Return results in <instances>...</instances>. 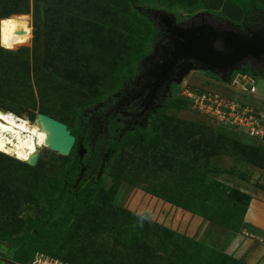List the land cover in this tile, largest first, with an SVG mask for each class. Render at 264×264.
I'll return each instance as SVG.
<instances>
[{"label":"rangeland","instance_id":"374dc122","mask_svg":"<svg viewBox=\"0 0 264 264\" xmlns=\"http://www.w3.org/2000/svg\"><path fill=\"white\" fill-rule=\"evenodd\" d=\"M182 1L165 0L169 10L167 13L172 16L201 13L207 23L216 27L219 25L213 23L208 14L223 20L226 18L224 15L231 19L241 17L237 7L229 0H189L193 3L191 7ZM208 2H215L218 7L214 11L203 7ZM155 11L165 12L163 9ZM60 17L49 11L39 22L36 31L32 26L31 13L0 19V46L10 51L22 48L8 57L6 66L17 69L26 61L28 70L27 75L16 78L11 89H0V109L32 122L40 113L41 106V99L34 86L35 80L55 68L54 61L59 60V52H69L76 46L84 50L83 56L86 58L91 59L95 53L97 56H94L100 61V72L97 74L100 77L109 40L106 37L107 31L117 29L119 41L125 47H133L138 39L137 18L125 14L121 18L109 17L110 20H105V15L94 8L93 15L86 20V28L76 37L71 36L75 39L69 37L65 44L64 31L69 29V16ZM18 19L30 21L31 36L21 41L8 42L3 38V31L8 23ZM108 22H112L113 27ZM72 43L75 44L73 47ZM44 66L45 71L43 69L38 73ZM95 67L96 64L91 69ZM81 70L82 75L69 88L68 94L75 93L83 101L103 95L106 92L105 82L100 80L96 83L87 70ZM254 77L251 81L236 75L229 84L205 72L193 71L188 74L178 88L182 92L192 89L212 96L215 94L219 98L218 105L228 106L226 117H223L224 113L216 114L209 109L200 111L188 98L177 96L179 109L167 110L158 121L161 142H146L140 133H133L134 137L124 142L117 165L110 168V173L103 179L102 186L107 192L108 202L105 213L99 212L98 219L105 226H109L110 219H113L115 225L120 226V232L124 233L129 242H133L132 247L139 243L135 241L136 234L144 237L145 243L154 252H151L152 256H160L155 262L157 264H235L231 261L233 257L218 248V228L230 234L259 235L254 227L245 223L251 204L253 213H256L251 218L264 224V140L250 136L246 128L239 126L230 117L236 116L229 109V106L237 105L241 108L239 111L246 108L252 110L258 115L257 118L264 115V80L261 76ZM0 82H3L0 88L5 85L8 88L11 84L1 74ZM252 82L256 87L253 93ZM29 86L30 91H33L31 97L34 106L27 103L28 99L17 98L25 90L28 93ZM26 98L29 97L26 95ZM63 105L64 102H58L55 106L58 112L61 111L55 119L68 125L72 121ZM69 130L75 132L74 129ZM167 141L168 145L163 144ZM67 163L64 156L48 148L38 151L35 166L40 171V179L37 186L33 184L30 188L35 201L42 202L46 194L55 192V183L67 169ZM243 196H247L250 201L247 202ZM38 215L34 204L27 203L21 209L19 219L27 221ZM241 218V225H237ZM237 226L240 227L233 231ZM108 235L85 233L83 236L86 241L81 248H85L86 252H100L104 257L110 256L112 250V255L118 257L132 255L131 248L122 247L121 243H115L116 240ZM77 238L69 240L65 245L62 255L69 262L61 260L63 263L81 264ZM9 249L7 242L0 241V264H8L4 260L12 261ZM240 264L247 263L240 261Z\"/></svg>","mask_w":264,"mask_h":264},{"label":"trees","instance_id":"16d2710c","mask_svg":"<svg viewBox=\"0 0 264 264\" xmlns=\"http://www.w3.org/2000/svg\"><path fill=\"white\" fill-rule=\"evenodd\" d=\"M229 1L237 7L241 16L239 19H231L224 15L226 17L224 19L230 22L240 21L247 13L256 14L264 11V0ZM182 2H186L188 7H191L193 4L189 0H183ZM203 7L214 11L218 7V4L208 2L203 4ZM56 8H58L57 11H55ZM94 8L97 12L105 15V20H110L109 17L121 18L125 14L137 18V24L139 26L138 39L135 40L133 47H125L119 41L120 36L118 30L109 29L106 34V37H109L108 43L106 44L107 52L105 61L103 60L102 63L104 65H102L103 68L100 77L97 75L100 72L98 69L100 61L94 56L96 54L93 53L91 59L86 58L83 56L84 50H80L74 46L69 52H59V60L54 61L55 68H52L53 70L46 76L38 77L35 80L34 86L41 99L40 113L58 118L56 116L61 111L58 112L59 110L55 106H57L58 102H64L63 108L68 110L72 121L70 124L67 123L68 129H76L78 121L82 119V111L84 108L92 107L104 100L106 96L119 90L122 82L134 74L138 61L151 51L154 37L158 33L157 27L151 20V17L146 13L149 11L147 9L154 11L163 9L165 12H169L168 5L165 3V0H0V19L11 15L31 13L33 18L32 26L35 31L41 19L49 11L54 15L58 14L59 17L62 15L69 16V23H67L69 29L64 31L66 33L64 37L65 44L68 43L67 39L69 37L72 35L76 37L79 32L86 28V20L93 15ZM138 8H141V10L139 11ZM109 25L113 27L112 22ZM75 48L77 53L74 52ZM21 49L10 51L0 46V74L4 78L9 79L11 83L8 88L5 85L0 89H11L15 84L16 78L28 74L26 61L21 63L17 69L14 66L7 67L5 64L9 59L8 57L21 51ZM51 57L52 55L49 58ZM93 64L97 65V68H94L95 70L91 69L94 66ZM47 66L49 67V65ZM43 69L45 71V66L41 67L38 73ZM81 69H83V72L87 70L96 83L100 80L105 82L106 92L103 95H98L83 101L75 93L68 94L69 88L82 75ZM238 73L246 75L251 81L255 78L250 70L241 68L232 74L231 80L228 82L229 84L233 82ZM58 77L62 80H59ZM0 84H3V82H0ZM180 90L177 87V96H181ZM56 93L60 95L58 96ZM26 95L29 98H26ZM31 96H33V91H30L29 86V92L27 93L25 90L17 98L21 100L28 99L27 103L34 106ZM179 107L180 102L176 97L169 105L168 110L179 109ZM164 113L165 111L159 112L148 129L135 133H140L146 142H161L159 140L161 130L158 128V121ZM72 133L75 134V132ZM132 137H134L133 133L124 138L110 167L111 169L117 165L119 152L124 142ZM163 144L168 145L169 143L167 141V143ZM64 158L67 159V166H69L70 156H64ZM68 172L69 169H65L61 174V178H58L54 186L55 192L46 194L42 202H37L33 199L30 188L32 189L33 184L37 186L40 179L38 167H32L0 153V241H5L10 245L9 253L11 260L17 264H30L35 254H44L60 259L63 262H69L63 256L65 245L69 240L78 237L77 245H79V250H81L79 252L81 264H157L155 262L158 261L160 256H152L151 252H154L145 243L144 237L135 235L133 232L135 241H139V243L136 244V247H132L131 243L133 242H129L127 237L124 236V233L120 232V226H116L113 219H110L109 226H105L98 219L99 212L105 213L108 202L107 192L103 186L99 185L94 191L85 187L83 192L75 197L73 193L68 194L66 192L68 187L64 186L63 179ZM107 173H110V170ZM71 182L73 183V180ZM243 197H245L247 202L250 201L247 196ZM27 203L34 204L39 215L35 218H29L26 221L19 219V213ZM241 221L242 218L239 219L237 225H241ZM239 227L237 226L235 230H232L237 231ZM85 233L97 236H103L109 233L108 236H112L116 240L115 243H121V246L126 249L131 248L132 255L124 254V256L118 257L112 255L114 253L112 250L110 256L104 257L100 252H86L84 250L85 248H81L86 241V238L83 236ZM231 261L235 264H240V261L237 259L232 258Z\"/></svg>","mask_w":264,"mask_h":264},{"label":"flooded vegetation","instance_id":"af4514ba","mask_svg":"<svg viewBox=\"0 0 264 264\" xmlns=\"http://www.w3.org/2000/svg\"><path fill=\"white\" fill-rule=\"evenodd\" d=\"M154 12H146L158 32L151 51L138 61L134 74L122 82L119 90L92 107L84 108L75 134L70 132L75 142L69 154V172L63 179L68 194L73 193L77 197L85 187L94 191L102 185L124 138L131 133L145 131L159 112L169 109L178 94L176 91L179 85L175 81L181 68L187 63L201 65L190 58L179 62L172 69L163 68V64L171 59L169 49H174L170 33L173 27L161 24ZM209 16L213 23L227 30L246 35L256 31L264 32V11L247 13L240 21L233 22L218 19L215 15ZM174 17L183 28L200 26L203 21L201 13ZM241 68L250 70L254 76H261L264 80V61L247 60ZM237 75L249 79L244 74ZM215 78L222 81L219 77Z\"/></svg>","mask_w":264,"mask_h":264},{"label":"water","instance_id":"95a60500","mask_svg":"<svg viewBox=\"0 0 264 264\" xmlns=\"http://www.w3.org/2000/svg\"><path fill=\"white\" fill-rule=\"evenodd\" d=\"M154 13L161 24L173 27L170 33L174 49H169L171 59L163 64V68L172 69L179 62L190 58L201 64L200 66L194 63L185 64L177 74L175 81L177 85L188 74L198 70L208 72L228 83L232 74L238 71L245 61H264L263 31H256L251 35L241 34L227 30L222 25L213 26L204 19L200 26L183 28L176 23L175 17L171 14L160 11ZM36 118L40 119L49 131L48 149L62 156H69L75 137L68 130V126L43 113H38ZM36 162L37 154L27 164L35 166ZM4 261L13 264L10 260Z\"/></svg>","mask_w":264,"mask_h":264},{"label":"bare ground","instance_id":"6f19581e","mask_svg":"<svg viewBox=\"0 0 264 264\" xmlns=\"http://www.w3.org/2000/svg\"><path fill=\"white\" fill-rule=\"evenodd\" d=\"M30 21L18 19L7 24L3 31L6 41H21L31 36ZM49 131L35 117L32 122L0 109V153L22 163H29L38 151L48 148ZM249 217L253 211L250 209Z\"/></svg>","mask_w":264,"mask_h":264},{"label":"built area","instance_id":"2783aa9c","mask_svg":"<svg viewBox=\"0 0 264 264\" xmlns=\"http://www.w3.org/2000/svg\"><path fill=\"white\" fill-rule=\"evenodd\" d=\"M255 91H256V87L252 83L251 92L253 93ZM180 95L188 98L191 102L194 103L195 107H197L200 111L204 109H209L210 111H213L216 114L224 113L223 117H226L225 111L228 109V106L218 105L219 98L218 96H214L215 94L212 96V94L209 93H198L192 89H189V91L184 90V92H182L181 90ZM229 109L233 111L236 116L233 117L230 115V117L235 119V122L239 126L246 128V131L250 136L264 140V115L259 116L261 118H257L258 115H255L252 110L246 108L239 111L241 108H239L237 105H234L233 107L229 106ZM30 264H66V263H63L61 260L53 258L48 255L36 254L34 259L30 262Z\"/></svg>","mask_w":264,"mask_h":264},{"label":"crops","instance_id":"0c3cea01","mask_svg":"<svg viewBox=\"0 0 264 264\" xmlns=\"http://www.w3.org/2000/svg\"><path fill=\"white\" fill-rule=\"evenodd\" d=\"M251 207L252 204L248 210ZM252 215L255 217L256 213L254 212ZM253 217H248V213H246L245 223L254 227L259 235L230 234V232L218 228V248L223 249L226 255L247 264H264V224H259Z\"/></svg>","mask_w":264,"mask_h":264}]
</instances>
